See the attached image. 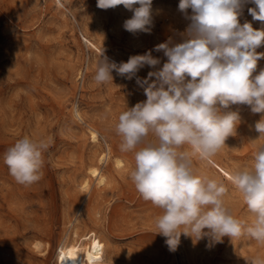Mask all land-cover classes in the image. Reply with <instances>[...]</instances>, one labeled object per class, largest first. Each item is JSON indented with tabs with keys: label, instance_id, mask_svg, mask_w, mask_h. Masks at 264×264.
I'll return each instance as SVG.
<instances>
[{
	"label": "rangeland",
	"instance_id": "rangeland-1",
	"mask_svg": "<svg viewBox=\"0 0 264 264\" xmlns=\"http://www.w3.org/2000/svg\"><path fill=\"white\" fill-rule=\"evenodd\" d=\"M58 1L0 0V264H58L60 244L77 209L82 230L96 229L106 243L93 264H249L264 257V244L246 236L233 240L225 236L216 243L182 234L176 250H169L166 238L155 233L160 210L135 189L128 175L133 154L120 151L114 130L126 107L146 101L144 89L135 78L116 71L111 73L112 83L98 85L93 79L98 60L106 56L88 45L85 35L124 62L151 51L160 64L140 69L142 79L161 69L167 57L155 46L169 40L170 46L182 43L190 23L178 9L180 0H153L151 33L136 34L123 28L133 13L122 5L105 10L97 7V0ZM255 7L251 0L245 3L239 23L264 30V21L249 13ZM187 11L190 15L191 9ZM256 51L264 53V45ZM262 69L264 58L257 62L254 75ZM190 79L186 76V81ZM74 105L83 123L74 119ZM230 110L239 111L241 121L213 158L233 169L249 162L264 143V138L253 141L259 137L255 124L264 114L252 113L247 105H232ZM88 123L99 130L98 144L91 140ZM26 135L48 144L42 177L27 186L18 184L4 163L6 149ZM107 146L111 157L101 165L113 180L101 191L94 186L85 191L79 181L86 162L98 160ZM115 155L124 159L121 167L114 164ZM194 163L202 174L228 186L226 206L250 222L253 217L230 178L212 161ZM38 239L41 249L34 245Z\"/></svg>",
	"mask_w": 264,
	"mask_h": 264
},
{
	"label": "clouds",
	"instance_id": "clouds-1",
	"mask_svg": "<svg viewBox=\"0 0 264 264\" xmlns=\"http://www.w3.org/2000/svg\"><path fill=\"white\" fill-rule=\"evenodd\" d=\"M153 0H97L100 9L123 6L133 15L123 28L129 33H151ZM249 0H180L178 9L190 21L182 43L166 41L155 46L167 57L161 69L149 71L147 78L136 74L145 66L155 69L160 60L151 51L130 56L127 62H110L100 57L94 81L112 83V72L129 80L136 78L147 99L122 111L114 125L122 153L133 154L129 178L144 201L160 210L155 217L158 233L175 251L180 237L199 241L208 237L219 243L225 236H246L264 244V143L249 162L230 171L233 190L241 194L253 219L237 218L225 204L228 186L219 178L202 174L194 161L210 162L236 134L241 121L232 105H247L252 113L264 114V69L256 73L264 53V30L239 23L240 10ZM253 19L264 21V0H251ZM139 5L138 7H135ZM191 9V14H188ZM186 76L190 80L186 81ZM155 77V80H151ZM151 81V82H150ZM146 85V86H145ZM74 119L83 123L78 106ZM264 138V115L256 122ZM48 144L24 136L4 153L10 175L21 185H31L42 177L44 152ZM207 230V231H205ZM249 264H264L256 257Z\"/></svg>",
	"mask_w": 264,
	"mask_h": 264
},
{
	"label": "bare ground",
	"instance_id": "bare-ground-1",
	"mask_svg": "<svg viewBox=\"0 0 264 264\" xmlns=\"http://www.w3.org/2000/svg\"><path fill=\"white\" fill-rule=\"evenodd\" d=\"M59 1L63 3L62 0ZM85 39L88 45H91L92 48L97 50V52L98 51L101 52L112 62H116L117 64H119L120 62H124L117 54L110 51L109 49H106L105 47L100 46L101 44H99L95 40L89 38L86 35H85ZM136 75L139 78H141L138 73ZM93 124L88 123V126L87 124L86 126L88 127L91 140L97 143L100 140V134L98 128ZM110 154H111L110 148L109 146H107V150H103L99 152L98 160L92 159V161L90 160L89 162H86L85 171L83 175L80 176L81 179L79 181V186L82 189H84L85 191H90L91 188L94 186L98 191L99 190L101 191V189H103L108 183H110L111 180L110 172L107 168L103 167V164L101 165V162L103 160H106L107 158L111 157ZM113 159L115 161L114 164H116L117 166L121 167L124 164V159L119 155H115ZM211 161L217 167H219V169L226 176L230 178V171L232 169L231 167L219 163L214 158H212ZM79 210L78 209L76 210L73 218L71 216L72 224L68 228L67 233L64 236V240L60 244L58 264H93L102 255V250L103 247H105L104 245L106 243H104L103 239L97 236L96 229L91 228L88 231H86L85 229L82 230V225H81L82 221L80 220L79 217V213H80ZM34 245L35 248L39 249L42 245V241L38 239L34 241Z\"/></svg>",
	"mask_w": 264,
	"mask_h": 264
}]
</instances>
